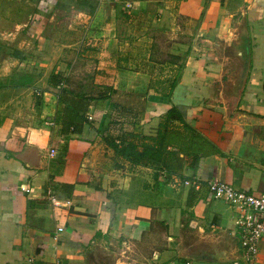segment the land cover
<instances>
[{
  "label": "crops",
  "instance_id": "1",
  "mask_svg": "<svg viewBox=\"0 0 264 264\" xmlns=\"http://www.w3.org/2000/svg\"><path fill=\"white\" fill-rule=\"evenodd\" d=\"M173 107L195 164L107 145ZM209 180L264 192V0H0V264L242 261Z\"/></svg>",
  "mask_w": 264,
  "mask_h": 264
},
{
  "label": "trees",
  "instance_id": "2",
  "mask_svg": "<svg viewBox=\"0 0 264 264\" xmlns=\"http://www.w3.org/2000/svg\"><path fill=\"white\" fill-rule=\"evenodd\" d=\"M176 121L180 125L175 123ZM117 139L119 142L112 137L106 139L107 145L115 154L133 164L143 166L160 162L162 156L168 152L169 146L176 148L177 152L193 157L192 161L195 164L197 154L204 153L209 146L208 141L189 127L181 113L174 107L161 118L154 136L126 133Z\"/></svg>",
  "mask_w": 264,
  "mask_h": 264
},
{
  "label": "built area",
  "instance_id": "3",
  "mask_svg": "<svg viewBox=\"0 0 264 264\" xmlns=\"http://www.w3.org/2000/svg\"><path fill=\"white\" fill-rule=\"evenodd\" d=\"M50 156H53V152H50ZM184 183L188 184L189 181ZM207 187L213 198L225 201L239 213L237 227L243 260L234 261L233 264H257L258 243L264 236V192L254 195L216 180H209ZM21 189L28 191L25 186ZM52 201L56 203L54 199ZM58 230L61 231L62 227Z\"/></svg>",
  "mask_w": 264,
  "mask_h": 264
}]
</instances>
